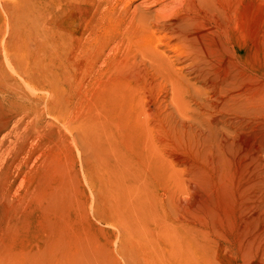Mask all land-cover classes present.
<instances>
[{"label":"rangeland","instance_id":"rangeland-1","mask_svg":"<svg viewBox=\"0 0 264 264\" xmlns=\"http://www.w3.org/2000/svg\"><path fill=\"white\" fill-rule=\"evenodd\" d=\"M7 1L26 24L52 27L59 57L53 85L26 69L36 90L24 69L8 68L37 104L26 143L27 212L42 214L48 184L66 190L59 202L70 213L61 218L73 216L75 234L98 247L86 264H137L121 248L117 201H100L98 181L82 170L85 157H96L85 128L119 121L120 150L149 158L143 175L155 201L136 235L139 252L155 258L149 264H264V0ZM144 24L159 52L132 36ZM198 187L212 201H193ZM87 220L103 233L88 234ZM168 240L174 252L163 248ZM64 252L41 261L81 264Z\"/></svg>","mask_w":264,"mask_h":264},{"label":"bare ground","instance_id":"bare-ground-1","mask_svg":"<svg viewBox=\"0 0 264 264\" xmlns=\"http://www.w3.org/2000/svg\"><path fill=\"white\" fill-rule=\"evenodd\" d=\"M0 5V264H43V257L54 263L58 259L53 255L56 249L65 251L64 255H71L69 262L86 264L94 257L98 247L87 241V237L75 234L79 227H72L69 219L74 221L73 216L61 218L70 213L67 206L63 207L59 202L66 201V190H52L53 187L48 184L46 190L49 189L51 194L39 204L42 214L38 216L26 210V181L29 174L26 143L29 127L37 124V104L27 101L30 94L11 80L8 68L13 64L18 65L24 69L21 72L28 80L26 69L33 66L37 71L40 69V75L37 73L40 80L53 85L55 75H59L55 73L59 58L56 40L49 36V31L54 34L53 29L50 26L45 30L41 23L38 27L26 24L21 13L16 12L7 0H1ZM148 29L144 24L140 30L135 29L132 36L143 40L144 48L159 52L160 44L154 41V33ZM26 34L29 39L33 38L34 45L27 41ZM152 59L159 58L153 55ZM159 61L155 64L158 63L161 68L168 66ZM27 82L33 85V90L37 89V83L31 80ZM119 125V121L106 123L97 132L91 126L85 128L82 140L95 150L96 157L94 160L85 157L82 170L93 184L98 181L100 201H117L120 212H116V217L121 235H124L121 248L122 251L126 250L129 263L149 264L154 256H150L148 248L140 253L136 238L145 230L141 218L145 219L149 214L148 201H155L143 175L149 158L143 151L136 153L139 147L132 151L137 154V159L128 157L126 152L120 150V140H117L120 136ZM89 134L96 143L91 141ZM198 189L200 192H196L193 201H212L204 196L202 189L205 188ZM42 196H38L39 200ZM83 228L88 234L103 233L93 221L87 220ZM158 246L161 247L160 244ZM163 248L173 251L177 245L168 240ZM179 250V255L183 257L190 253L187 242Z\"/></svg>","mask_w":264,"mask_h":264}]
</instances>
